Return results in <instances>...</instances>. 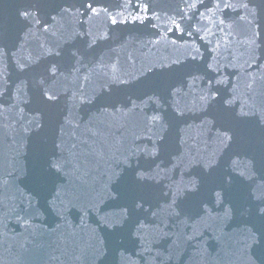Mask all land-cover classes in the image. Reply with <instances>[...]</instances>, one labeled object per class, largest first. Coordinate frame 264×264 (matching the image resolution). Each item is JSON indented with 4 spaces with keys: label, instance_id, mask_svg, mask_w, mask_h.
<instances>
[{
    "label": "water",
    "instance_id": "obj_1",
    "mask_svg": "<svg viewBox=\"0 0 264 264\" xmlns=\"http://www.w3.org/2000/svg\"><path fill=\"white\" fill-rule=\"evenodd\" d=\"M88 2L109 11L93 15L82 7ZM210 2L217 0H133V7L125 0H0V264H245L240 233L259 223L254 196L264 188V14L258 7L264 0H231L238 11L215 10V15L206 10ZM193 3L202 6H188ZM242 3L255 9V19L239 8ZM136 15L143 23L133 22ZM110 16L128 22L113 25ZM222 18L225 25L218 27ZM69 53H77L80 62L70 66ZM209 63L216 71L206 69ZM50 66L57 68L55 77ZM113 74L128 81L110 85L115 109L99 98ZM213 78L223 81L214 85L220 95L204 101ZM161 84L168 100L161 101L162 113L139 99L148 100L144 93L159 92ZM42 93H54L55 99ZM86 96L93 97L91 104L77 102ZM222 97L233 100L227 113ZM241 110L249 115L239 116ZM156 114L170 121L163 134L173 162L185 153L197 161L169 165L176 181L194 180L199 187V193L182 197L190 208L182 215L186 224L171 218L152 224L157 195L143 211L133 212L131 197L143 190L125 184L132 170L116 168L121 180L109 181L106 174L115 167L110 157L123 145L156 139L159 126L150 122ZM75 124L95 153L71 177L77 206L57 215L37 197L40 215L19 212L23 197L34 194L29 171L42 162L51 141L60 143ZM167 182L161 177L148 183ZM215 192L221 193V204L214 205ZM201 200L210 214H196ZM228 208L231 217L224 219ZM252 255L262 264L264 247L254 245Z\"/></svg>",
    "mask_w": 264,
    "mask_h": 264
},
{
    "label": "snow or ice",
    "instance_id": "obj_2",
    "mask_svg": "<svg viewBox=\"0 0 264 264\" xmlns=\"http://www.w3.org/2000/svg\"><path fill=\"white\" fill-rule=\"evenodd\" d=\"M125 3L128 7H133V0H125ZM189 7L193 9H197L198 4H190ZM86 9V11L91 12L93 15H99L100 12L107 13L109 10L107 8H100L94 6V2H88L82 5ZM260 7V13L264 14V5L258 6ZM135 8L137 10L140 9V5L135 4ZM239 8L244 9L248 12L249 15L255 19L256 12L255 9L249 7L248 3H242L239 5ZM144 11H149V6L145 4L143 6ZM206 10L208 12H213L215 15V10H232L238 11L237 6L231 2V0H217V2L209 3L206 6ZM183 15V13H180ZM25 18H28L31 13L25 11L22 13ZM121 17L123 13H120ZM159 18L158 16L156 17ZM111 24L116 25L118 23H127V20H117L116 16L109 17ZM151 19V17H149ZM243 19V17H241ZM211 22V18H209ZM140 21L143 23V19L136 15L133 17V22ZM226 20L224 18L220 19L217 23L218 27L225 25ZM175 23V21H173ZM176 30L181 28V25L175 23ZM202 29H197V31H201ZM203 39V38H202ZM254 42V41H253ZM96 43V40L93 39L91 43L88 45L91 47ZM56 55L60 56L61 52L56 51L52 52L48 50V55ZM197 55H199V50H197ZM193 60L196 59L195 56L192 57ZM77 60V53H69L67 62L70 66H74L71 64L72 61ZM77 62H80L77 60ZM21 68H24V65H20ZM206 69L211 71H216L213 68L212 64H206ZM48 71L55 77L57 73V68L55 66H50ZM113 73H115V66H113ZM191 74V73H190ZM43 84L44 82L41 81ZM126 84L127 80H124L122 77H119L113 74L109 79L105 80V83L101 86L100 90V99L107 105L112 108H116V102H112V88L111 84ZM223 84L222 80L211 79L208 81V87L206 89V95H203L201 98L204 101H211L216 99L218 95H220V89L214 87V85ZM251 86V85H250ZM156 87L160 88L159 92H153V94H149L147 92L144 93L145 96H148V100H144L143 96L139 97L142 103L151 104L153 108L159 109V111L163 112V105L161 101L167 103V97L165 95V91L163 85H157ZM17 91H21V89H17ZM42 95L47 96V100L51 101L55 99V94L47 95V93H42ZM168 96L173 95L171 90L167 93ZM77 102L79 104L86 105L91 104L93 102V97L86 96L84 98H78ZM129 103H134L129 100ZM221 105H227L228 108H225V112H229L231 105L233 104V100L227 97H222L219 100ZM139 107V105H136ZM249 112H244L241 110L239 116L244 117L248 116ZM183 116L182 112H177V117ZM233 118L235 115L233 114ZM91 120V117H89ZM150 122L152 124H158L160 129V134L156 136V139L153 140L151 137L147 138V143L143 142L142 138L138 140H134L131 144H125L120 149L117 150V154L110 157V163L113 164L114 168H109L107 171L109 181L112 180H121L122 177L116 172V168H120L121 166H125L128 169L132 170V178L129 181V178L125 180L126 183H134L138 188L142 189V194H135L131 197V210L135 212L137 209L143 211V204L149 202V197L155 193L158 197L156 204L154 207L158 209V211H153L150 213L153 220L150 222L152 224H156L159 222L160 224H164L165 219H174L179 221L180 223L186 224V221L182 219V215H187L190 208L187 205L186 200L182 199L185 193H199V187L196 181L191 180L188 182L184 181H176L171 175L172 168H169V165H172L173 168L184 166L185 161L189 165L196 163V159L190 156L188 153H185L183 157H178V163L173 162V154L169 151V145L166 143L165 136L163 133L167 131V127L170 124V121H166L165 114H156L152 115L150 118ZM80 124L72 125V131L70 133H62L59 137L60 143H57L55 139L51 141V147L47 148L43 154L42 162L38 159V164L35 170H30L28 173V178L31 179L32 188L31 191L34 193L33 195H25L23 197L22 205L19 209V212H24L25 215L30 214H41V209L38 207L37 197H41L45 201V207L47 210H54L57 215H61L66 212L69 207H76V195L75 190L71 187V177L73 173L78 172L82 166V164L88 159L89 156H94L91 145L87 139L82 138L77 135V131L80 129ZM92 136H95L96 133L92 132L91 129H88ZM65 135L68 136V140H65ZM225 139L230 140L231 137L225 133ZM167 156V159H165ZM135 165V167H133ZM205 166H211V162L205 164ZM241 176L244 173H240ZM38 177H45L41 182H38ZM56 177H65L67 178V183H57ZM163 177L168 182L166 184H149V181H156ZM249 178H251V173L249 172ZM261 179H264V176H261ZM50 185V186H49ZM110 195V194H109ZM123 195V193H122ZM254 198L259 201V205L256 209V217L259 219V223L253 222L251 227H246L241 230V239L239 241L243 254L245 257V264H257V259L252 255V249L254 245L264 247V242H262L261 236L264 235V188L258 189V194H255ZM142 201V203H141ZM184 201V202H182ZM162 202V203H161ZM205 201L201 200L196 205L197 209L196 214L199 215L200 211H203L206 215L210 214L209 210L204 207ZM214 205L221 204L222 198L220 192L214 193ZM233 209L228 208L223 211V218L228 219L231 217ZM19 212L17 215H19ZM165 214V215H162ZM22 220L24 217H20ZM123 220L125 223L128 222L127 213L124 214ZM136 224H140V220H136ZM254 228H259L260 231L254 230ZM138 233L143 232V226L137 229ZM161 233V235H167L164 233L162 229H157ZM264 264V262H262Z\"/></svg>",
    "mask_w": 264,
    "mask_h": 264
}]
</instances>
